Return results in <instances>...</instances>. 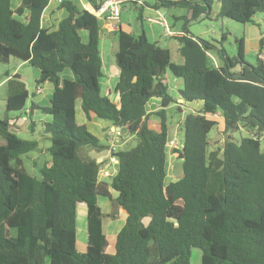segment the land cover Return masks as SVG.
Here are the masks:
<instances>
[{"label":"trees","instance_id":"1","mask_svg":"<svg viewBox=\"0 0 264 264\" xmlns=\"http://www.w3.org/2000/svg\"><path fill=\"white\" fill-rule=\"evenodd\" d=\"M13 1L0 0V63L13 59L37 69L35 85L49 82L53 92L47 107H26L30 94L19 76L6 84V112H38L50 121L38 122L40 138L49 143L42 150L36 139H21L9 130L16 131L17 118L0 119V264H45L46 259L49 264H191L193 249L200 251V264H264L262 40L254 65L244 63L240 40L233 58L214 51L221 61L216 67L210 46L187 30V21L208 18L215 2L218 17L253 23L264 13V0H156L154 8L186 11L183 34L174 38L180 64L172 63L168 48L149 42L142 28L138 35L118 30L117 104L99 94L100 28L93 14L60 0L57 7L67 15L48 31L41 16L50 0H15L20 2L16 8ZM83 1L96 10L103 0ZM81 31L87 33L86 43ZM65 69L72 80L60 79ZM167 72L182 82L179 99L201 108L181 121L182 142L171 151L181 161V177L165 185L166 109L175 104ZM151 99L160 100L158 131L147 122L145 105ZM77 100L87 120L95 116L123 128L136 142L110 151L116 164L109 182L100 179L103 162L92 156L108 149L75 121ZM215 115L219 127L210 118ZM212 130L227 139L210 144ZM236 132L246 137L234 140ZM36 152L46 153L48 160L33 159L28 174L22 156ZM98 197L110 201L112 218L118 210L125 214L110 250ZM78 204L86 208L83 253L75 248Z\"/></svg>","mask_w":264,"mask_h":264},{"label":"crops","instance_id":"2","mask_svg":"<svg viewBox=\"0 0 264 264\" xmlns=\"http://www.w3.org/2000/svg\"><path fill=\"white\" fill-rule=\"evenodd\" d=\"M75 5L81 9L86 10L90 13L93 12L91 6L84 2L83 0H72ZM20 2H16L11 4L12 8H16ZM58 0H50L47 7L42 13L41 16V27L43 29H47L48 31H53L56 29L58 23L66 17V12L63 9H58ZM131 4V3H128ZM133 7L138 11L139 16V24L140 28L145 33L146 38L151 43H159L160 46L168 48L169 50L174 49L177 50V42L174 38L182 36V30L184 29L183 20L181 19L183 16L186 15L185 9H181L179 7H171V8H162V7H155L156 0H135ZM125 8L124 5H120V13L119 17L115 21H109L105 18V16L100 17L97 19L98 25L100 28V36L98 42V50L102 62L101 68V77L98 79V86H99V94L100 96L107 97L111 102L114 104L118 103V96L114 93L113 89L118 81V69L115 65V54L117 52V40H116V32L118 30L124 31L126 33H130L129 29L121 25V12ZM22 20V19H21ZM23 21V20H22ZM132 34V33H131ZM80 38L83 43L87 42V33L84 31L80 32ZM164 40L165 43L162 41ZM161 42V43H160ZM168 46V47H167ZM257 54V52H256ZM212 56V62L214 66H221V61L218 57L214 54ZM26 64L17 63L13 73L8 74L7 72H0V90H2V95L0 98L3 97V101L5 104V99L7 96V88L6 84L7 81L12 78L13 76H19V80L24 84L26 88L27 77L25 73H21L27 71ZM239 68H236L235 71H238ZM62 75V80H72V74L69 70H64L59 74ZM39 76V72L31 74V77L36 80ZM59 76V77H60ZM27 90V89H26ZM28 92V91H27ZM53 92V85L49 82L45 83L43 88H37L32 93V97H35L34 100L37 106L39 107H47L49 99ZM169 92V90H168ZM175 99V104L179 105L180 108H192L193 110H199L201 108L200 103H183L179 97H173ZM35 104V103H34ZM160 108V100L159 99H151L145 105V111L148 115V126L150 129L154 131H158V123L159 118L155 115V113ZM181 110V109H180ZM1 112V108H0ZM74 113H75V121L78 124H84L87 130L93 134L100 142V144L104 145L108 151H104L100 154H93L92 156L96 158L98 163L103 162L101 166L102 175L110 178L115 173V164L116 161L110 156L111 154V145L112 143L117 140V144L115 146L114 152L120 150L121 147L127 146L128 142L132 140L127 135V132L123 128H112L111 124L106 121H102L95 116H91L89 120H87L81 110V102L80 100L75 101L74 103ZM20 121H15L14 119L11 120L16 124V131L17 132H31V129L34 128L35 130H39L38 122H49L50 118L47 116H43L38 112H34L32 114H24L20 117ZM33 123L35 125H33ZM33 126V127H32ZM35 132V131H34ZM31 132V133H34ZM40 134V133H39ZM264 136V135H263ZM39 136L36 138L37 141L40 142V146L42 150L45 149V144ZM103 141V142H102ZM111 151V152H110ZM35 160L41 158L43 154L36 152L34 153ZM173 159V158H172ZM171 160V159H170ZM169 160V161H170ZM168 163V159H167ZM180 174L175 166L166 165L165 167V178H169V183L172 181L178 180ZM178 176V177H177ZM103 181V180H102ZM111 194V192H110ZM112 197V196H111ZM99 198H97V203L99 206ZM108 203L106 204L105 208L108 212H104L101 209V212L105 215V222L103 226L102 221V229H106V238L108 241L112 242L116 233L120 230L123 225L125 214L123 211L118 210L115 216L111 217V203L110 201L105 198ZM84 205V204H82ZM85 206V205H84ZM84 214L86 218V208H84ZM108 217V218H107ZM110 220V221H109ZM109 221V222H108ZM106 225V226H105ZM83 235V233H82ZM110 247V245H109ZM112 247V245H111ZM86 250V238L83 237V241L80 244V253L85 252Z\"/></svg>","mask_w":264,"mask_h":264},{"label":"rangeland","instance_id":"3","mask_svg":"<svg viewBox=\"0 0 264 264\" xmlns=\"http://www.w3.org/2000/svg\"><path fill=\"white\" fill-rule=\"evenodd\" d=\"M17 1H13L12 4L16 3ZM219 12V4L214 3L211 7V15L208 18H199L196 21H187V30L188 32L193 35L194 37L202 40L203 42L207 43L210 48L213 50L212 54L214 55V51L221 50L227 55L229 58H233L236 55V45L238 44V41L243 40V49H244V63L247 65H254L255 64V58H256V52L259 51V41L262 40L263 48L261 49L260 55L262 57V60L264 62V13L257 14L254 19L253 23H238L231 21L226 18H220L218 17ZM139 13L138 11L133 7L132 4H125V8H123L121 12V25L129 29L130 33L133 35H138L140 24L138 20ZM183 23V22H182ZM164 43L165 41L162 40ZM161 43V42H160ZM168 47V46H167ZM171 61L174 65H179L180 60L176 53V50L171 49ZM16 67V61L11 59L7 64L0 63V72H7L8 74L13 73L14 69ZM27 71L21 73H25L27 77L26 82V89L29 92V98L26 101V107L30 105V103H37L35 102L34 98L32 97V93L37 88H43L44 84L37 87L35 85V80L33 77H31V74L37 73V69L26 66ZM67 71V69H65ZM64 71V70H63ZM62 71V72H63ZM60 76V75H59ZM60 79H63L62 75L60 76ZM165 81L167 83V87L169 90V95L171 97H177L178 96V90L182 88V82L179 79H174L169 72L165 74ZM0 95H2V90H0ZM48 106V105H47ZM0 119L2 118H8L11 119H18L20 121V117L24 114L18 113V112H6L5 111V104L3 101V97L0 98ZM181 109V110H180ZM192 108H180L179 105L171 104L166 109V118H167V132H168V143L166 146V165H171L172 167L175 166L181 175V161L174 159L172 156V149L178 148L181 145L182 142V129H181V121L183 118L189 114L192 113ZM210 118L214 119L218 125L220 126V118L218 116H210ZM39 128V127H38ZM9 130L15 133L19 138L25 139V140H32L36 139L41 134V129L35 130L34 133L31 132H16L13 130V128L10 126ZM40 133V134H39ZM214 130L210 133V140L214 138ZM234 140H238L240 137H246V134L244 132H236L233 135ZM103 142V141H102ZM220 142V141H216ZM215 142V143H216ZM2 143V140L0 139V144ZM135 140H130L127 144V146L121 147L120 150H124L127 148H130L135 145ZM49 143H45V147H48ZM260 147L261 150L264 151V136L260 139ZM22 156L24 168L28 174L33 173L32 169V161L34 156V153H30L28 155ZM173 158V159H172ZM168 159V163H167ZM171 159V160H170ZM48 155L45 153L41 156L40 161H47ZM170 160V161H169ZM35 161V160H34ZM37 161V160H36ZM100 179L109 182L110 178L103 176L102 172L100 173ZM177 176V177H178ZM169 178L164 179V184L167 185L170 180ZM172 182V181H171ZM111 196L114 198L116 197V193L114 191H110ZM108 201L105 198H99V206L101 207L104 212H108L105 208ZM85 206L82 204H78L76 206V250L78 252L80 249V244L83 241V237L86 238V218L84 214ZM108 218V217H107ZM105 218L103 219V226L106 224ZM107 221V220H106ZM110 221V220H109ZM108 221V222H109ZM106 226V225H105ZM104 233L106 234V229L103 228ZM83 233V235H82ZM109 250L112 248V242L110 240L109 242ZM200 251L193 249L191 251V264H200ZM45 264H49L48 259L45 260Z\"/></svg>","mask_w":264,"mask_h":264},{"label":"built area","instance_id":"4","mask_svg":"<svg viewBox=\"0 0 264 264\" xmlns=\"http://www.w3.org/2000/svg\"><path fill=\"white\" fill-rule=\"evenodd\" d=\"M58 2H60V0H58ZM120 3V0H103L101 5L96 10H93L91 14H93L97 19L105 16V18L109 21H115L119 17ZM259 59L262 60L261 55H259ZM116 144L117 140H115L111 145L112 152H114Z\"/></svg>","mask_w":264,"mask_h":264},{"label":"water","instance_id":"5","mask_svg":"<svg viewBox=\"0 0 264 264\" xmlns=\"http://www.w3.org/2000/svg\"><path fill=\"white\" fill-rule=\"evenodd\" d=\"M227 139V136H224L222 134H218V135H215L214 138L212 140H210V144H213L215 143L216 141H221L222 139Z\"/></svg>","mask_w":264,"mask_h":264}]
</instances>
